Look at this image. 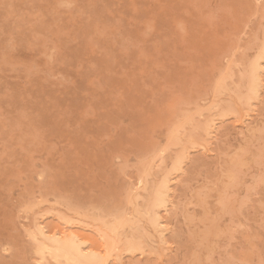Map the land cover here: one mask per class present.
<instances>
[{"label": "rangeland", "instance_id": "obj_1", "mask_svg": "<svg viewBox=\"0 0 264 264\" xmlns=\"http://www.w3.org/2000/svg\"><path fill=\"white\" fill-rule=\"evenodd\" d=\"M262 43L264 0H0V264H264Z\"/></svg>", "mask_w": 264, "mask_h": 264}, {"label": "bare ground", "instance_id": "obj_2", "mask_svg": "<svg viewBox=\"0 0 264 264\" xmlns=\"http://www.w3.org/2000/svg\"><path fill=\"white\" fill-rule=\"evenodd\" d=\"M262 45L264 46V43H262ZM263 46H262V47H263ZM262 47H261V48H262ZM262 49H263V48H262ZM260 53H261V52H260ZM263 54H264V53H263V51H262V54L259 55V56L262 57V56H264ZM263 58H264V57H263ZM263 58H261V59H263ZM258 61H259V59H258ZM260 61H261V60H260ZM260 61H259V62H260ZM255 63H258L257 60L255 61ZM255 63H254V66H258V65L255 64ZM260 63H261V62H260ZM260 63H259V67H260ZM250 66H251V65H250ZM254 66H253V70H254ZM261 68H262V66H261ZM250 69H251V68H250ZM250 69H249V70H250ZM257 69H260V68H257ZM255 70H256V69H255ZM255 70H254V71H255ZM260 70H261V69H260ZM250 71H251V70H250ZM254 71H253V72H254ZM258 71H259V70H258ZM261 71H262V70H261ZM255 72H256V71H255ZM259 72H260V71H259ZM259 72H256L254 75L259 76V75H260V74H258ZM250 73H251V74H250ZM247 74H248L247 77H249V75H250V78H252V79L247 80V83H249L250 85H252V89L254 88V90H256L255 88L258 86V84H260V82L258 81V80H260V79H259L260 77H259V78H256V77H257V76H256V77H255L256 79H254V75L252 74V72H249V73H247ZM251 75H252V76H251ZM257 79H258V80H257ZM222 80H223V79H222ZM222 80H221V83H223V82L225 81V79H224L223 82H222ZM250 80H251V81H252V80H257V82L254 81L255 84H256V87H254L255 84H254L253 81H252L251 83H253L254 85L251 84L250 82H248V81H250ZM224 83H225V82H224ZM220 87H221V86H220V83H219V85H218V89H220ZM227 87H228V86H227ZM248 87H250V89H251V86H248ZM250 89H249V90H250ZM252 89H251V90H252ZM257 89H258V88H257ZM228 90H229V88H228ZM247 90H248V89H247ZM251 90H250V92H249L248 95L246 94V95L248 96V99H246L247 96L243 99V100H245L246 103L248 102L247 100H249V95H250L252 92H253V93H252L253 96L256 97V96L258 95L257 93H256V95H254L255 92H254V91L251 92ZM258 90H259V89H258ZM259 91H260V90H259ZM222 92H223V91H222ZM257 92H258V91H257ZM217 93H218V92H217ZM252 94H251V95H252ZM217 96H218V95H217ZM253 96H251V97L254 99L255 97H253ZM252 98H250V100H249L250 102H251V99H252ZM241 102H242V100H241ZM245 102H244V103H245ZM246 103H245V105H246ZM213 104H214V103H213ZM215 104H216V103H215ZM241 104L243 105V103H241ZM247 104H249V103H247ZM245 105H243V106H245ZM213 106H214V105H213ZM208 120H209V119H208ZM186 121H188V120L186 119ZM209 121H211V123H212V120H209ZM209 121H208V122H209ZM193 122L197 124V121L195 122V120H193ZM184 123H185V122H184ZM190 124H191V122H190ZM190 124H189V125H190ZM206 124H207V122H206ZM185 125H186V124H185ZM197 125H198V124H197ZM209 125H212V124L208 123V126H209ZM194 126H196V125L194 124ZM190 127H191L193 130L195 129V128L192 127V125H190ZM197 127H199V125H198ZM211 127H212V126H211ZM176 128H177V127H176ZM183 128H184V127H183ZM205 128H206V125H205ZM205 128H204V129H205ZM209 128H210V127H209ZM192 129H191V130H192ZM180 130H181V129H180ZM193 130H192V131H193ZM206 130H208V129H206ZM175 131H176V130H175ZM172 132H173V131H172ZM177 132H178V131H177ZM204 132H205V130H204ZM206 132H207V131H206ZM206 132H205V133H206ZM206 134H209V133H206ZM178 135H179V134H178ZM178 135H177V136H178ZM209 135H210V134H209ZM172 139H173L174 141H177V142L179 141V143H180V140H176V139H174V138H172ZM178 139H179V138H178ZM173 140H172V141H173ZM206 141H207V139H206ZM177 142H174V145H175V143H177ZM179 143H177V144H179ZM171 144H172V142H171ZM172 145H173V144H172ZM193 145H194V143H193ZM165 177H166V178H163V179H165L164 182H163V183L161 182V183L164 185V187H165V181H166V183L168 182V181H167L168 176H165ZM162 181H163V180H162ZM162 184H161V185H162ZM169 184H170V183H168V185L166 184V186H169ZM159 185H160V184H159ZM161 185H160V186H161ZM164 187H163V188H164ZM158 188H159V186H158ZM163 188L160 187L159 190H160V189H163ZM165 188H166L165 191L167 192V189H168V188H167V187H165ZM156 189H157V188H156ZM170 189H171V188H170ZM170 189H169V190H170ZM163 191H164V190H163ZM165 191H164V192H165ZM157 192H159V191H156V193L154 192V196L157 194ZM160 192L162 193L161 190H160ZM160 192H159L157 195H159V196H161V197L163 198L164 195L160 194ZM169 193H170V192H169ZM161 197H158V198L161 199ZM158 198L155 197V199H157V200H155V201H158ZM165 198H166V196H165ZM153 199H154V198H153ZM153 199H152V201H153ZM160 199H159V200H160ZM133 200H134V199H133ZM167 200H168V197H167ZM130 201H131V200H130ZM134 201H135V200H134ZM155 201H154V202H155ZM162 201H163V200H162ZM162 201H158V202H157V203L160 202V203H159V204H160V207H159V208H161V204H162V206L164 207L163 203L165 202V200H164L163 203H162ZM131 202H132V201H131ZM154 202H152V204H154ZM155 203H156V202H155ZM157 203H156V204H157ZM132 204H133V203H132ZM159 204H157V205H159ZM164 204H166V203H164ZM154 205H155V204H154ZM157 205H156V206H157ZM136 207H138V205H137ZM152 207L154 208L153 205H152ZM152 207H151V210L154 211L155 208L153 209ZM133 209H134V211H135V208H133ZM136 209H137V208H136ZM138 209H139V208H138ZM140 209H141V208H140ZM140 209H139V210H140ZM156 209H158V207H157ZM156 209H155V211H156ZM136 211H137V213H138V210H136ZM141 211H142V210H141ZM143 211H144V210H143ZM143 211H142V213L139 212V214H140V215H139L140 218L143 217V216H141V215L143 214ZM149 211H150V210H149ZM155 211H154V212H155ZM145 212H146V211H144V214H143V215H147V214H148V212H147V214H145ZM154 212H152V214H151L152 216L154 215ZM156 212H157V211H156ZM137 213H136V215H137ZM77 214H78V213H77ZM156 214H158V213H156ZM156 214H155V216H156ZM136 215H135V216H136ZM149 215H150V214H148L147 216H149ZM119 216H121V215H119ZM155 216H154V217H155ZM122 217H123V216H122ZM149 217H150V216H149ZM154 217H152V221H151L152 224H153V221H154L155 219H157V220L159 219V217L156 216L157 218L155 217V219L153 220ZM114 218L116 219V217H114ZM114 218H113V219H114ZM120 218H121V217H120ZM123 218H124V217H123ZM144 218H145V217H144ZM125 219H126V218H125ZM128 219H130V217H128ZM137 219H138V218H137ZM66 220H67V219H66ZM150 220H151V219H150ZM157 220H156V221H157ZM159 220H160V219H159ZM159 220H158V221H159ZM115 221H116V220H115ZM115 221H114V223H115ZM118 221L120 222V220H117L116 223H119ZM124 221H127V220H124ZM156 221H155V223H156ZM158 221H157V226H159ZM64 222H65V219H63V222H62V223H64ZM66 222H67V221H66ZM128 222H129V224H130V221H128ZM128 222H127V223H128ZM149 222H150V221H149ZM160 222H161V221H160ZM67 223H68L69 226H70V222H67ZM124 223H125V222H124ZM132 223H133V221H132ZM134 223H135V222H134ZM120 224H121V222H120L118 225H120ZM122 224H123V222H122ZM39 225H40V224H39ZM65 225H66V223H65ZM114 225H115V224H114ZM114 225H113V230L115 229ZM116 225H117V224H116ZM125 225H126V224H125ZM132 225H133V224H132ZM37 226H38V224H37ZM123 226H124V224L122 225V227H123ZM133 226H134V225H133ZM133 226H132V227H133ZM157 226H156V224H155V227H157ZM41 227H42V226H41ZM118 227H119V226H118ZM38 228H39V227H38ZM38 228L35 227V229H37V231L39 230ZM43 228H44V226H43ZM110 228H112V226L109 227L108 229H110ZM123 228H124V227H123ZM41 229H42V228H41ZM69 229H70V228H69ZM103 229H104V228H103ZM116 229H117V227H116ZM121 229H122V228H121ZM45 230H47V229H45ZM45 230H44V231H45ZM65 230H66V229H65ZM101 230H102V229H101ZM111 230H112V229H111ZM35 231H36V230H35ZM55 231H56V230H54V232H55ZM108 231H109V230H108ZM116 231H117V230H115L114 232H116ZM38 232H40V230H39ZM65 232H66V231H65ZM40 233H41V232H40ZM45 233L47 234L48 232L45 231ZM60 233H61V232H60ZM60 233H59V234H60ZM77 233H78V232H77ZM116 233H118V232H116ZM33 234H35V232H34ZM33 234H32V236H33ZM36 234H37V233H36ZM43 234H44V233H43ZM43 234H42L41 236H40L39 234H38V235H39L40 237L46 235V234H44V235H43ZM53 234H54V233H53ZM55 234H56V232H55ZM55 234H54V236H55ZM64 234H65V233H64ZM64 234H62V236H63ZM66 234H68V232H67ZM66 234H65V236H67ZM71 234H72V233H71ZM79 234H80V233H78V235H79ZM104 234H105V233H104ZM111 234H112V231H111ZM72 235H73V234H72ZM115 235H116V234H115ZM118 235H121V233L117 234V236H118ZM34 236H35V235H34ZM46 236H47V235H46ZM48 236H49V235H48ZM51 236H52V235H50V238H51ZM54 236H52L51 239H53ZM65 236H64V238H65ZM106 236H107V235H105V239L107 238ZM37 237H38V236H37ZM60 237H61V236H60ZM89 237H90V236H89ZM119 237H120V236H119ZM42 238H43V237H42ZM48 238H49V237H48ZM61 238H62V237H61ZM74 238L76 239V237H74ZM82 238H83V237H82ZM112 238H113V237H112ZM116 238H117V237H116ZM32 239L34 240V237H33ZM45 239H47V238L44 237L42 242H45ZM77 239H78V238H77ZM117 239H118V238H117ZM35 240H36V239H35ZM38 240H39V239H38ZM49 240H50V239H49ZM49 240H48V243H50ZM62 240H63V239H62ZM106 240H107L106 242L109 241L108 238H107ZM114 240H115V239H114ZM46 241H47V240H46ZM77 241H78V240H77ZM79 241H80V237H79ZM79 241H78V242H79ZM99 241H100V240H99ZM118 241H119V239L117 240V243L119 244L120 241H119V242H118ZM129 241H130V240H129ZM129 241H128L127 244H129ZM132 241L136 242L134 239H131L130 242H132ZM78 242L74 241L73 239H64L63 241L58 242V245H57V247H56V249H55V252H54L55 255H56V257L61 258V259L66 260V261H70L71 259L74 260L73 258H78V259L83 258V259H85L86 256H88V254L85 256V254H83V253H85V250H86L87 248H86V249L84 248L85 250L83 251L82 248H81V246L83 247V245H85V244L79 242V243L82 244V245L80 246V245L78 244ZM85 242H86V241H85ZM87 242H88V241H87ZM36 243H37V241H36ZM36 243H35V244H36ZM99 243H100V242H99ZM117 243H116V244H117ZM136 243H138V242H136ZM136 243L133 244V242H132V243H130V245H128V246L131 248V250H134V247L136 246ZM40 244H41V243H40ZM50 244H51V243H50ZM113 244H114V243H113ZM116 244H115V247H118V246H117L118 244H117V245H116ZM127 244H126V247H127ZM132 244H133V245H132ZM131 245L134 246V247H131ZM137 245H138V244H137ZM140 245H141V244H139V246H137L138 248L135 247V248L137 249V250L135 249L136 251H138V249L141 248ZM85 246H86V245H85ZM87 246L89 247V245H87ZM87 246H86V247H87ZM105 246H106V245H105ZM113 246H114V245H113ZM37 247H38V246H37V244H36V248H37ZM39 247H41V246L39 245ZM44 247H47V248H48V246H44ZM49 247H51V245H49ZM139 247H140V248H139ZM47 248H46V250H47ZM91 248H92V247H91ZM91 248H90V249H91ZM113 248H114V247H113ZM34 249H35V247H34ZM39 249H40V248H39ZM39 249H38V250H39ZM42 249H45V248H42ZM49 249H52V247L49 248ZM117 249H118V248H117ZM36 250H37V249H36ZM112 250H113V249H112ZM112 250H111V248H110V251H112ZM131 250L129 249L128 251H131ZM135 250H134V252H135ZM141 250H142V249H141ZM86 252H87V250H86ZM93 252H94V251H93ZM93 252H92V253H93ZM132 252H133V251H132ZM36 253H37V252H36ZM38 253H39V252H38ZM54 253H53V254H54ZM88 253H90V252L88 251ZM97 253H98V252H97ZM97 253H93V254L98 255ZM113 253H114V252H113ZM46 254H47V253H46ZM93 254H92V256L90 257V255H91V253H90L89 257H87L88 259H85L84 262H86V260L89 261L90 258H91L90 261L92 262V258H93V262L95 263V261H97V263L99 264V262H98V259H99V258L97 259V258H96L97 256L94 255V256H95V259H94ZM39 255H40V256H39ZM44 255H45V254H44ZM112 255H113V254H112ZM112 255H111V256H112ZM41 256H42V255L39 253V254H38V257H40V259L42 258V261H43V258H45V257L47 258V256H44V257H43V256L41 257ZM48 256H49V255H48ZM101 256H102V255H101ZM84 257H85V258H84ZM98 257H99V255H98ZM103 257H104V256H103ZM105 257H106V256H105ZM48 258H49V257H48ZM101 259H102V258H101ZM103 259H104V258H103ZM103 259H102V260H103ZM45 260H46V259H45ZM75 260H76V259H75ZM51 261L54 262V258H53V260H51ZM76 261H77V260H76ZM88 261H87V262H88ZM90 261H89V262H90ZM104 261H105V260H104ZM104 261H103V262H104ZM56 262H57V261L55 260L54 263H56ZM72 262L74 263V261H72ZM72 262H71V263H72ZM87 262H86V264H89V262H88V263H87ZM93 262H92V263H93ZM107 262H108V261H107ZM58 263H59V262H57L56 264H58ZM92 263H90V264H92ZM105 263H106V261H105ZM77 264H78V263H77ZM80 264H81V263H80ZM82 264H85V263H82ZM108 264H109V263H108Z\"/></svg>", "mask_w": 264, "mask_h": 264}]
</instances>
